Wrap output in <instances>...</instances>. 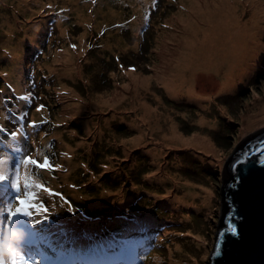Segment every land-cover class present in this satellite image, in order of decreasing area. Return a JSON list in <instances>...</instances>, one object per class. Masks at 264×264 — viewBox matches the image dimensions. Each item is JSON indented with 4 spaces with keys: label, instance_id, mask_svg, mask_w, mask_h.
Listing matches in <instances>:
<instances>
[{
    "label": "rangeland",
    "instance_id": "374dc122",
    "mask_svg": "<svg viewBox=\"0 0 264 264\" xmlns=\"http://www.w3.org/2000/svg\"><path fill=\"white\" fill-rule=\"evenodd\" d=\"M51 1L0 0V81L5 74L2 81L8 89L7 95L0 85V143L5 144L0 145V185L10 166L17 170L29 195L25 212L39 210L44 200L57 201V194H68L71 204L79 206L102 197L111 202V193H123L134 202L136 221L161 226V260L151 264H208L218 230L225 159L238 140L264 125V0H237L245 21L241 35L249 36V42L239 56L225 58L234 66L222 82L195 74L194 82L181 83L188 89L199 82L203 90L196 93L202 94L198 98H190L187 91L172 94L166 84L178 63L173 53L182 49V36L206 33L180 20L191 11L183 0H133L140 7L135 19L111 28L100 24L117 14L112 7L122 0H98V5L87 1L86 6L57 0L55 5L68 8L63 26L69 27L49 42L43 27L45 6ZM69 3L78 9L72 11ZM28 12L34 14L24 16ZM194 13L201 27L208 24L206 34L220 16L197 9ZM228 24L220 28L227 36L233 20ZM247 54L252 67L238 78L239 63ZM188 62L196 65L197 55H190ZM18 66L22 74L32 70L39 77L45 67L48 98H33L32 85L11 72ZM135 83L142 87L138 96ZM140 101L167 116L165 142L160 133L149 134ZM176 129L185 135L181 142L193 144L174 147L169 139ZM140 130L143 135L137 139ZM198 141L207 146L199 147ZM25 144L33 146L28 159ZM173 175L180 183L168 182ZM48 191L52 194L45 198L42 193ZM205 196L210 197L208 206L202 205ZM98 251L90 249L86 256ZM115 256L111 253L109 260Z\"/></svg>",
    "mask_w": 264,
    "mask_h": 264
},
{
    "label": "trees",
    "instance_id": "16d2710c",
    "mask_svg": "<svg viewBox=\"0 0 264 264\" xmlns=\"http://www.w3.org/2000/svg\"><path fill=\"white\" fill-rule=\"evenodd\" d=\"M0 85L4 86L2 79ZM111 196V202L102 197L92 205L73 206L68 194H57V201L44 200L39 210L27 212L29 202L19 197L0 222V264H151L160 260L161 226L136 221L134 202L123 193ZM94 247L99 248L97 254L86 256ZM111 253L116 256L109 260Z\"/></svg>",
    "mask_w": 264,
    "mask_h": 264
},
{
    "label": "bare ground",
    "instance_id": "6f19581e",
    "mask_svg": "<svg viewBox=\"0 0 264 264\" xmlns=\"http://www.w3.org/2000/svg\"><path fill=\"white\" fill-rule=\"evenodd\" d=\"M186 3V6H190L191 11L182 14L180 16V20L185 24L189 25L191 28L196 29L197 31H205L207 30V25L201 27L202 23L195 17L194 10L197 9L206 15L208 12H218L220 16L216 22L215 26L209 27V33L204 34L202 37L197 36V32L194 31L192 33H186V35L182 36V49L173 53L176 56V60L178 61L175 64L172 71L168 74L166 78V84L172 94H178L182 92H188L190 98H198L202 96V94H196L199 89L203 90L201 84L199 82L193 83L192 88L189 87L186 89L181 83L192 81L194 82V77L196 75H209L211 81H214V78L218 80V83H221L224 77L229 73L230 69L234 66L233 61H226L225 58L228 56H239L241 52L244 50L245 45L249 42V36H242V32L245 30V21L243 20L241 14V6L237 0H183ZM253 2V0H251ZM121 6H130L136 10H139V5L132 0H123L120 2ZM103 10V7H100V11ZM99 11V12H100ZM99 19H103L102 17H97ZM230 20H233V29L230 31V34L225 35L220 28L228 27ZM214 23V22H213ZM237 34V35H236ZM238 50V53H235ZM195 54L197 55V63L196 65L188 62L189 56ZM251 55L247 54L245 58L239 63V70L236 73V77L242 78L248 74L249 70L252 67L250 63ZM225 69V73L221 74L222 70ZM129 75H133L130 73ZM134 78H138V75H133ZM143 82V81H142ZM145 84H148L146 81ZM128 86L131 85L130 80L127 83ZM141 88L138 83L133 84V93L137 96L141 93ZM124 95V94H123ZM122 95V96H123ZM198 101L202 102L200 99ZM143 109V117L149 120L148 125L150 126L149 134L156 136L157 133H160L163 137V141L165 142V136H167L168 131L164 129V120L167 119V116H164L161 112H158L155 108L149 105L147 101L139 102ZM200 122L205 120V117L202 116L198 118ZM90 126V123H88ZM173 126V125H172ZM171 126V127H172ZM143 135V131L140 130V135L137 139H140ZM200 136H207L198 133ZM182 137L185 135L176 129L175 133H172V137L169 139V142L173 144V146H179L180 143L183 144H193L190 142H181L183 141ZM187 137V136H186ZM199 147L205 148L207 145L201 143L200 141L196 142ZM194 146V145H193ZM196 147V146H195ZM198 148V147H196ZM200 149V148H198ZM204 151V150H203ZM207 154H213L218 156L217 154L204 151ZM74 159H70L69 163L74 164ZM54 179V177L50 176ZM63 179H67L64 174H61ZM168 182L178 184L180 183L181 178L177 175H173V177L167 178ZM52 191H48L42 193L45 198L50 197ZM210 197L205 196L202 200L203 206H208ZM161 260V257H160ZM176 264H180L176 262Z\"/></svg>",
    "mask_w": 264,
    "mask_h": 264
},
{
    "label": "water",
    "instance_id": "95a60500",
    "mask_svg": "<svg viewBox=\"0 0 264 264\" xmlns=\"http://www.w3.org/2000/svg\"><path fill=\"white\" fill-rule=\"evenodd\" d=\"M208 264H264V125L238 140L225 159Z\"/></svg>",
    "mask_w": 264,
    "mask_h": 264
}]
</instances>
